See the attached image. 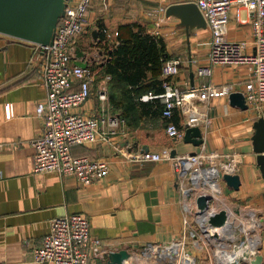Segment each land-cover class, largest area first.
<instances>
[{
    "label": "crops",
    "instance_id": "obj_1",
    "mask_svg": "<svg viewBox=\"0 0 264 264\" xmlns=\"http://www.w3.org/2000/svg\"><path fill=\"white\" fill-rule=\"evenodd\" d=\"M181 1L188 0H91L85 29L72 39L74 49L85 53L81 58L74 56L73 61H86L94 74L91 95L73 111L84 116L99 114L102 105L97 91L106 85L105 114L118 115L123 123L110 142L96 140L72 146L74 155L109 163L108 173L87 185L71 174L34 172L32 140L42 128L36 105L46 99L41 51L33 42L0 33V264H51L35 261L33 249L49 232L51 219L67 213L84 215L91 235L101 239L103 252L92 256L93 264H108L106 255L119 249L130 254L125 264H162L142 258L138 252L148 243H167L181 237V193L169 161L134 157L163 147H169L171 154L174 150L178 154L204 148L235 153L240 159L239 188L233 189L221 180L220 193L213 203L226 209L234 223L224 229L221 244L199 237L196 246L195 240L188 238L186 249L191 251L195 264H228L244 250L261 254L264 264V177L253 150L254 124L264 118V104L241 108L221 95L197 103L211 122L202 128V143L195 145L166 134L160 98H142L155 95L149 80L143 82L137 98L125 102L120 87L123 82L113 83L111 76H105L112 47L121 40H131L141 30L164 43L161 58L180 61L174 81L181 89L206 82L233 84L234 91H243L245 81L252 76V64H211L207 55L208 27H193L187 33L177 16L157 10ZM227 37L247 41L245 52H253L250 17L244 5L232 4L229 8ZM209 64L212 75L199 77L197 67ZM147 74L162 79L160 69L148 70ZM182 119L178 111L171 117L175 123ZM256 236L259 240L253 244L251 238ZM240 239L244 242L239 244Z\"/></svg>",
    "mask_w": 264,
    "mask_h": 264
},
{
    "label": "built area",
    "instance_id": "obj_2",
    "mask_svg": "<svg viewBox=\"0 0 264 264\" xmlns=\"http://www.w3.org/2000/svg\"><path fill=\"white\" fill-rule=\"evenodd\" d=\"M193 1L201 11L210 32L208 59L215 63H250L252 76L245 81L243 93L247 105L264 104V0H188ZM91 0H66L64 13L60 16L50 43L38 45L42 58V83L46 89L45 101L36 105V115L42 121L39 134L32 140L35 148L33 169L35 173L57 172L71 174L87 185L100 180L109 171V163L86 155H74L72 146L83 145L96 140L110 142L118 134L123 118L105 114L104 104L108 99L107 86L97 91L101 112L84 116L73 111L91 95L92 70L76 64L72 39L80 34L86 25V11ZM232 4L244 5L249 13L251 38L254 50L246 53L247 41L227 37L228 11ZM165 13L166 6L157 9ZM161 17L158 16V20ZM157 33V31L155 32ZM178 59H165L161 65L162 92L143 95L142 98L159 97L162 102L161 116L166 119L165 132L172 139L183 138L190 126H207L211 119L197 103L215 96H228L234 91L233 84L214 85L202 82L198 87L181 89L174 76L179 72ZM197 67L199 77H210L212 65ZM108 79L109 74L105 75ZM179 112L183 119L175 123L171 117ZM11 114L6 106V117ZM204 131V130H203ZM141 161H162L171 163L181 193L184 211L183 233L178 239L167 243H148L138 253L142 258H153L162 264H195L190 250L186 249L188 238L199 244V237L212 238L221 244L220 237L233 224L228 215L226 226H211L207 222L210 214L221 208L214 205L220 193V181L224 173H237L239 156L235 153H221L215 150L199 149L194 153L171 154L169 147L158 151L146 150L135 155ZM200 194L211 196L205 214L196 211V198ZM228 213V212H227ZM193 215V219H190ZM102 241L92 236L87 218L80 213H67L50 221V230L40 245L33 249L37 262L51 264H93L92 256L103 252ZM125 264V263H124Z\"/></svg>",
    "mask_w": 264,
    "mask_h": 264
},
{
    "label": "water",
    "instance_id": "obj_3",
    "mask_svg": "<svg viewBox=\"0 0 264 264\" xmlns=\"http://www.w3.org/2000/svg\"><path fill=\"white\" fill-rule=\"evenodd\" d=\"M66 0H0V33L9 35L18 39L33 42L37 45H46L51 42L57 22L64 13ZM167 16L175 15L180 19V24L184 25L186 32L193 27L205 28L206 21L193 1H181L171 3L166 7ZM95 34V32H94ZM42 52V51H41ZM75 56L81 58L85 53L75 49ZM76 64L82 67L87 66L86 61H78ZM231 105L241 108H247L243 91H232L228 95ZM253 150L257 153L256 159L264 177V118L260 117L254 124ZM185 142H191L195 145L202 143L201 129L199 126H190L185 129L183 136ZM175 150L172 151V154ZM194 153V152H191ZM225 183L238 189L240 185L239 174L224 173L222 176ZM211 196L200 194L196 198V211L199 214H205L211 202ZM207 222L211 226H226L228 222V213L226 209L210 214ZM240 243L244 239H240ZM236 249V246H235ZM126 249L111 251L106 255L108 264H124L129 257ZM262 255L258 252L250 253L243 251L235 260L228 264H261Z\"/></svg>",
    "mask_w": 264,
    "mask_h": 264
},
{
    "label": "trees",
    "instance_id": "obj_4",
    "mask_svg": "<svg viewBox=\"0 0 264 264\" xmlns=\"http://www.w3.org/2000/svg\"><path fill=\"white\" fill-rule=\"evenodd\" d=\"M134 35L131 40H121L112 47V59L105 66V72L111 76V82H123L120 87L125 102L139 96L142 91L141 86L146 80L152 84L154 94L163 90L162 79H158L156 74L148 76L147 71L161 70L165 60L161 58L164 43L156 35L146 31L138 30ZM153 98L159 99V97ZM159 110L161 114V102H159Z\"/></svg>",
    "mask_w": 264,
    "mask_h": 264
},
{
    "label": "bare ground",
    "instance_id": "obj_5",
    "mask_svg": "<svg viewBox=\"0 0 264 264\" xmlns=\"http://www.w3.org/2000/svg\"><path fill=\"white\" fill-rule=\"evenodd\" d=\"M259 238L256 236L255 238H251V241L253 244H256L258 242Z\"/></svg>",
    "mask_w": 264,
    "mask_h": 264
}]
</instances>
